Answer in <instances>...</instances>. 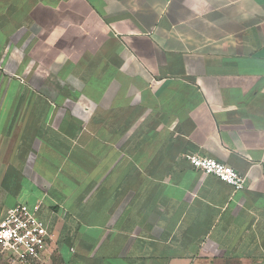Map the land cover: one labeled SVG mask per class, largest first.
<instances>
[{
    "label": "crops",
    "instance_id": "1",
    "mask_svg": "<svg viewBox=\"0 0 264 264\" xmlns=\"http://www.w3.org/2000/svg\"><path fill=\"white\" fill-rule=\"evenodd\" d=\"M39 200L66 264H263L264 0H0V219Z\"/></svg>",
    "mask_w": 264,
    "mask_h": 264
},
{
    "label": "built area",
    "instance_id": "2",
    "mask_svg": "<svg viewBox=\"0 0 264 264\" xmlns=\"http://www.w3.org/2000/svg\"><path fill=\"white\" fill-rule=\"evenodd\" d=\"M186 158L194 169L216 177L234 191L244 188L245 177L230 166L195 154ZM42 204L39 200L16 205L0 219V256L6 255L11 264H34L55 253V235L39 217Z\"/></svg>",
    "mask_w": 264,
    "mask_h": 264
},
{
    "label": "rangeland",
    "instance_id": "3",
    "mask_svg": "<svg viewBox=\"0 0 264 264\" xmlns=\"http://www.w3.org/2000/svg\"><path fill=\"white\" fill-rule=\"evenodd\" d=\"M63 256L65 258L70 257V253L68 251H64ZM66 261L59 256V254L54 253V255L50 256V258L45 257L44 259H42L40 262H36L34 264H66ZM0 264H11L10 262H8L7 260V256L3 255L2 257L0 256Z\"/></svg>",
    "mask_w": 264,
    "mask_h": 264
},
{
    "label": "trees",
    "instance_id": "4",
    "mask_svg": "<svg viewBox=\"0 0 264 264\" xmlns=\"http://www.w3.org/2000/svg\"><path fill=\"white\" fill-rule=\"evenodd\" d=\"M56 254V253H55ZM54 255V254H53ZM54 264H56V263H54Z\"/></svg>",
    "mask_w": 264,
    "mask_h": 264
}]
</instances>
